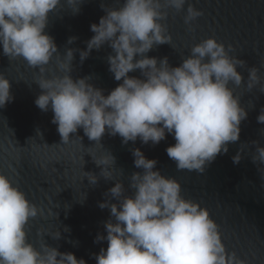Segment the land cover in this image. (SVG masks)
<instances>
[{
	"label": "clouds",
	"instance_id": "9594fccd",
	"mask_svg": "<svg viewBox=\"0 0 264 264\" xmlns=\"http://www.w3.org/2000/svg\"><path fill=\"white\" fill-rule=\"evenodd\" d=\"M64 3L75 15L83 0H0L3 55L10 62L23 59L30 68L38 69L40 78L34 83L42 91L35 104L43 112L51 108V122L57 125L63 143L78 129L96 143L106 132L119 135L123 145L139 139L144 145L155 146L170 134L175 144L166 153L177 170L202 174L218 155L227 154L230 143L239 141L240 125L248 113L234 87L242 85L237 68L245 67L246 62L229 55L234 51L231 45L226 49L215 38L202 40L178 67H171L167 57L147 55L160 45L172 47V37L163 23L169 9L179 13L187 4L184 23L189 26L203 15L189 0H123L118 8L101 4L105 15L99 24L90 26L94 35L86 42V50L80 51V60L83 63L92 50L105 44L112 49L113 54L107 57L109 71L122 83L107 96L89 82L90 77L72 78L77 50L67 49L61 56L54 38L45 32L50 14ZM189 31L193 29L189 27ZM76 39L70 37L68 44ZM54 56L63 75L48 77L46 67ZM137 70L143 79L129 76ZM248 74L247 89L251 91L260 85L259 68H249ZM10 89L9 79L0 74V108L13 101ZM259 91L264 94V85ZM257 123L264 124V108ZM37 134L42 137L39 131ZM251 143L255 148L252 163L264 166V147L259 141ZM131 151L134 166L143 172H135L129 179L132 195H126L123 183L116 179L105 196L117 203H99L102 210L110 209V219L104 224L107 235L98 234L94 240H106L108 245L94 255L96 264H245L236 252H228L207 209L185 199L176 179L154 171L156 160L147 159L139 148ZM241 153L242 148L232 158L234 164L243 159ZM93 160L104 179H115V158L110 153ZM84 177L91 185L98 182L92 173ZM37 215V207L0 174V264H86L73 253H61L45 242L39 250L29 243L26 225ZM45 235L62 238L60 231Z\"/></svg>",
	"mask_w": 264,
	"mask_h": 264
},
{
	"label": "water",
	"instance_id": "95a60500",
	"mask_svg": "<svg viewBox=\"0 0 264 264\" xmlns=\"http://www.w3.org/2000/svg\"><path fill=\"white\" fill-rule=\"evenodd\" d=\"M122 3L123 0H83L75 15L64 3L50 14L45 30L54 38L61 56L67 49L77 50L72 61V78L90 77L89 82L102 89L106 96L122 83L109 71L107 57L113 54L112 49L107 44L100 50L94 49L83 63L80 51L86 50V42L94 35L90 26L99 24L105 15L101 4L118 8ZM189 3L203 15L189 26L184 23L187 4L179 13L169 9L168 19L163 23L172 37V47L157 46L147 53L148 57H167L171 67H178L194 45L215 38L226 49L229 45L234 48L229 55L246 62L245 67L237 68L243 77L242 85L234 87L241 107L248 113L240 125L239 141L230 143L227 154L218 155L202 174L177 170L166 153V149L175 144L170 134L155 146L144 145L139 139L123 145L119 135L111 136L106 132L100 143H96L84 135L83 129H78L63 143L57 125L51 122V108L43 112L35 104L42 91L34 83L40 78L38 69L30 68L23 59L10 62L0 48V74L9 79L14 97L0 108V174L12 181L38 209V215L26 225L28 242L37 250L45 242L61 253H73L86 264H96L94 255L108 245L106 240L100 243L94 240L98 234L107 235L104 224L110 219V209L102 210L98 205L106 200L117 203L105 196L115 186L116 179L123 183L125 194L132 195L129 179L133 173L143 170L134 166L131 150L139 148L147 159L158 162L154 171L180 183L185 199L207 209L219 226L228 252H236L245 264H264V166H256L251 161L255 153L251 142L259 141L264 147V124L257 123V116L264 108V94L259 91L264 85V0H189ZM189 27L193 31H189ZM70 37L77 39L68 44ZM254 66L259 68L260 85L248 91V69ZM45 75H63L57 68L55 56L46 67ZM129 76L143 79L139 70ZM240 148L243 159L237 165L232 158ZM107 153L115 158L113 167L117 171L113 180L104 179L100 175L101 167L93 160H100ZM84 172L95 175L97 184L91 185ZM65 228L69 231L65 232ZM57 231L61 232L59 240L45 235Z\"/></svg>",
	"mask_w": 264,
	"mask_h": 264
}]
</instances>
